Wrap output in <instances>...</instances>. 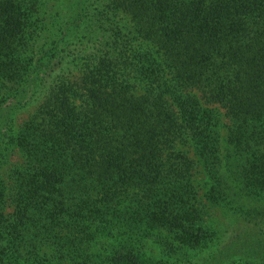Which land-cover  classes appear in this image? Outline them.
I'll return each mask as SVG.
<instances>
[{
    "label": "trees",
    "instance_id": "1",
    "mask_svg": "<svg viewBox=\"0 0 264 264\" xmlns=\"http://www.w3.org/2000/svg\"><path fill=\"white\" fill-rule=\"evenodd\" d=\"M5 164L0 264H264V0H0Z\"/></svg>",
    "mask_w": 264,
    "mask_h": 264
},
{
    "label": "rangeland",
    "instance_id": "2",
    "mask_svg": "<svg viewBox=\"0 0 264 264\" xmlns=\"http://www.w3.org/2000/svg\"><path fill=\"white\" fill-rule=\"evenodd\" d=\"M26 116V113H20L18 116H17V118H16V120L17 121H20L22 118H24ZM189 154H191V153H189ZM20 157H19V153L18 152H16V151H9L8 153H7V160H8V162H9V164H16L18 161H20ZM9 164H5L4 166H2L1 167V169H0V172L2 171V170H4L3 168L4 167H6V168H8L7 166L9 165ZM193 177L195 178V179H198V178H200V172L199 171H194V173H193ZM208 212V215L210 216L209 218H211V220H218V219H220L221 218V216H220V213H219V211H218V209L217 208H211V209H209V211H207ZM51 246L48 244V243H42L41 245H40V248H39V252H41L42 254H45V255H49L50 254V252H51ZM61 264H65V262H61Z\"/></svg>",
    "mask_w": 264,
    "mask_h": 264
}]
</instances>
